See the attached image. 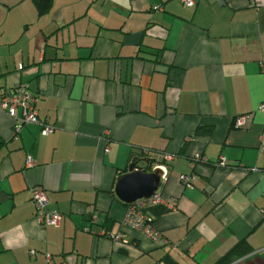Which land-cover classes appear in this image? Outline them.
I'll return each mask as SVG.
<instances>
[{"label":"crops","instance_id":"0c3cea01","mask_svg":"<svg viewBox=\"0 0 264 264\" xmlns=\"http://www.w3.org/2000/svg\"><path fill=\"white\" fill-rule=\"evenodd\" d=\"M20 82L54 130L0 109V264H222L240 242L225 264H264V0H0V90ZM132 162L165 166V245L122 225Z\"/></svg>","mask_w":264,"mask_h":264},{"label":"built area","instance_id":"2783aa9c","mask_svg":"<svg viewBox=\"0 0 264 264\" xmlns=\"http://www.w3.org/2000/svg\"><path fill=\"white\" fill-rule=\"evenodd\" d=\"M183 6L187 8H192L195 6L197 0H178ZM160 9V7H155ZM21 67V65L19 66ZM37 97L29 89L28 83L20 82L14 89L10 92L0 90V109L7 112L10 115H14L17 109H20L21 115L19 118L15 119L14 132L18 133L20 128L24 124H39L41 125V133L46 135L53 132L54 126L50 124H43L35 109ZM257 109L264 112V102H261ZM247 114L238 115L235 117L233 126L234 128H243L247 122ZM173 159L171 155H165L163 161L170 162ZM221 161L224 158L221 157ZM27 164L31 161L28 158ZM164 171L163 178L165 177L164 164L158 165ZM162 178V179H163ZM181 181H183L186 186H190L192 176L181 175ZM31 201L35 207V217L41 225H51L57 227L60 224L62 215L52 209H47V196L46 191L41 187L37 186L30 190ZM165 202L158 195L154 193L148 198H142L134 201L126 206L125 216L122 220V225L137 231L148 238L152 243L156 245H165L167 243L166 238L154 227L153 217L150 215L149 209L153 206L164 204ZM108 237L113 240L124 241V235L118 234H108ZM47 263H51V256L46 254Z\"/></svg>","mask_w":264,"mask_h":264},{"label":"water","instance_id":"95a60500","mask_svg":"<svg viewBox=\"0 0 264 264\" xmlns=\"http://www.w3.org/2000/svg\"><path fill=\"white\" fill-rule=\"evenodd\" d=\"M127 172L120 175L114 186L116 197L125 204H131L142 198H148L159 189L164 171L156 166L139 168L136 162L128 165Z\"/></svg>","mask_w":264,"mask_h":264},{"label":"trees","instance_id":"16d2710c","mask_svg":"<svg viewBox=\"0 0 264 264\" xmlns=\"http://www.w3.org/2000/svg\"><path fill=\"white\" fill-rule=\"evenodd\" d=\"M37 11L39 14H42L44 12H46V10L49 8L51 0H34ZM200 132V129H197V133ZM125 204V203H124ZM126 206H128V204H125ZM154 207V208H153ZM149 209L150 215L153 217V220L155 219V215L158 212H163L166 211V208L161 207H157V206H153ZM242 243V242H240ZM240 243H238L235 247H233L223 258L224 262L222 264L227 263L228 261H230L232 254L235 253L236 248L240 245ZM247 252V251H246ZM244 252L239 253V254H244Z\"/></svg>","mask_w":264,"mask_h":264},{"label":"bare ground","instance_id":"6f19581e","mask_svg":"<svg viewBox=\"0 0 264 264\" xmlns=\"http://www.w3.org/2000/svg\"><path fill=\"white\" fill-rule=\"evenodd\" d=\"M194 163V162H193Z\"/></svg>","mask_w":264,"mask_h":264}]
</instances>
